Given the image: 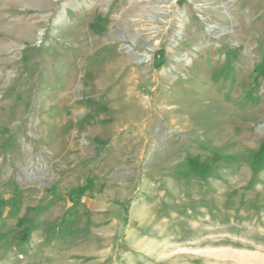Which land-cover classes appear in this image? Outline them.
<instances>
[{
	"label": "rangeland",
	"instance_id": "rangeland-1",
	"mask_svg": "<svg viewBox=\"0 0 264 264\" xmlns=\"http://www.w3.org/2000/svg\"><path fill=\"white\" fill-rule=\"evenodd\" d=\"M0 264H264V0H0Z\"/></svg>",
	"mask_w": 264,
	"mask_h": 264
},
{
	"label": "bare ground",
	"instance_id": "bare-ground-1",
	"mask_svg": "<svg viewBox=\"0 0 264 264\" xmlns=\"http://www.w3.org/2000/svg\"><path fill=\"white\" fill-rule=\"evenodd\" d=\"M144 58H145V59L149 58V54H148V53L144 54ZM142 59H143V58H142ZM142 59H140V60H142ZM189 61H190L189 59L186 60L187 63H189Z\"/></svg>",
	"mask_w": 264,
	"mask_h": 264
}]
</instances>
